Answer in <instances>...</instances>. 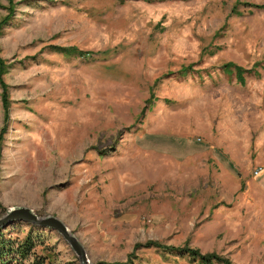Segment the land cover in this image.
<instances>
[{"label":"rangeland","instance_id":"rangeland-1","mask_svg":"<svg viewBox=\"0 0 264 264\" xmlns=\"http://www.w3.org/2000/svg\"><path fill=\"white\" fill-rule=\"evenodd\" d=\"M263 5L0 0V219L55 218L91 264H202L146 243L264 264ZM31 229L9 264H79L52 229L0 228L12 242Z\"/></svg>","mask_w":264,"mask_h":264},{"label":"trees","instance_id":"trees-1","mask_svg":"<svg viewBox=\"0 0 264 264\" xmlns=\"http://www.w3.org/2000/svg\"><path fill=\"white\" fill-rule=\"evenodd\" d=\"M29 2V1H28ZM258 8L264 9V5L260 6ZM11 13V11H10ZM8 18H5L1 23H0V31L3 25L6 24ZM52 49L58 53H61L65 56L68 57H80V58H87L90 56V53L88 52H83L76 47H70V48H64V47H52ZM7 66L5 65L4 60L0 59V87L2 88V108L4 112V121L8 118L9 116V99L7 97V86L4 83L2 76L7 72L6 70ZM223 70L226 71L227 73H233L236 77V79L240 82H244V71L237 65L233 63H227L223 66ZM5 129H2L1 135L3 134ZM1 135H0V140H1ZM31 231L28 233L26 238L22 241H11L10 239L6 238L2 231L0 230V264H9L13 260H26L32 250L36 246V240L34 238V235ZM142 247L145 248H156L158 250H161L164 253L170 254V253H181L187 254L193 258V260L197 259L199 260L202 264H232L230 261L227 259L221 258L219 256H216L214 254H200L198 250L195 249H175V248H168V247H163L161 244L158 243H146L145 245H142ZM44 262L42 259H34L32 264H43ZM114 264H132V260L126 261L124 263H114Z\"/></svg>","mask_w":264,"mask_h":264},{"label":"water","instance_id":"water-1","mask_svg":"<svg viewBox=\"0 0 264 264\" xmlns=\"http://www.w3.org/2000/svg\"><path fill=\"white\" fill-rule=\"evenodd\" d=\"M13 221H23L30 225L49 228L56 231L69 244L74 254L78 258L79 264H91L82 246L72 237L67 228L55 218H39L27 208L11 209L0 219V228H5Z\"/></svg>","mask_w":264,"mask_h":264}]
</instances>
